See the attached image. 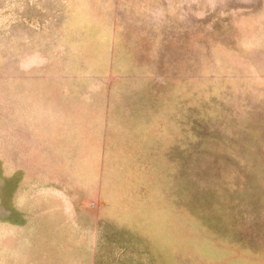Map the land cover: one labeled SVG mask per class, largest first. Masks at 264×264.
Returning <instances> with one entry per match:
<instances>
[{
	"label": "rangeland",
	"instance_id": "374dc122",
	"mask_svg": "<svg viewBox=\"0 0 264 264\" xmlns=\"http://www.w3.org/2000/svg\"><path fill=\"white\" fill-rule=\"evenodd\" d=\"M0 264H264V0H0Z\"/></svg>",
	"mask_w": 264,
	"mask_h": 264
}]
</instances>
